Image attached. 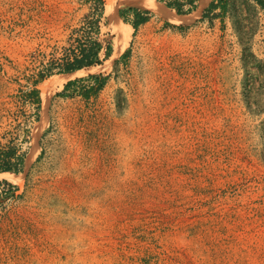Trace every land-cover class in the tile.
Instances as JSON below:
<instances>
[{"label":"rangeland","instance_id":"1","mask_svg":"<svg viewBox=\"0 0 264 264\" xmlns=\"http://www.w3.org/2000/svg\"><path fill=\"white\" fill-rule=\"evenodd\" d=\"M103 1L0 0V150L23 154L0 172V264H264L262 10ZM99 17L110 55L35 86Z\"/></svg>","mask_w":264,"mask_h":264},{"label":"trees","instance_id":"2","mask_svg":"<svg viewBox=\"0 0 264 264\" xmlns=\"http://www.w3.org/2000/svg\"><path fill=\"white\" fill-rule=\"evenodd\" d=\"M163 1L168 7L174 9L179 14H187L193 12L198 6V0H160ZM254 1L262 10L264 14V0H252ZM100 3V12L103 13V0H98ZM229 0H212L208 7L205 9L204 17L208 16L209 13L215 11L217 8H221V13H226L229 5ZM132 13V18L129 23L134 27L135 30L138 27L147 22L150 18L148 10H140L135 7H129L121 10V15L127 12ZM219 16L221 14H214ZM100 17L96 18L93 22H87L83 25V32L78 36L71 38L73 42L70 43L68 47L64 49L61 57L56 58L52 63L49 64L45 69L38 73V78L35 80V86L42 81L45 77L54 73L55 68L59 72H71L83 67L101 63L103 58H107L111 53V45H107L104 48L102 41L99 39L100 33ZM88 24V25H87ZM86 28L93 31H86ZM93 33V34H91ZM105 49V50H104ZM128 50L124 52L126 55ZM104 53V57H102ZM90 86L88 90H93L94 92L101 89L108 75L106 74H91L89 76ZM77 80H71L66 85L65 88L70 87ZM30 94L33 96V100L39 106L41 103L40 90L35 87L31 89ZM23 162V154L18 153L16 147L12 146L8 149L0 150V172L10 171L19 172L21 169V164Z\"/></svg>","mask_w":264,"mask_h":264},{"label":"bare ground","instance_id":"3","mask_svg":"<svg viewBox=\"0 0 264 264\" xmlns=\"http://www.w3.org/2000/svg\"><path fill=\"white\" fill-rule=\"evenodd\" d=\"M108 7H109V10L112 9V11H110V12H113L112 2H111V4L108 5ZM177 16L183 17L181 15H177ZM113 24H114V32L116 34V37L114 39V44H113L114 45V52L118 53L122 49V47H123V45L125 43V40H127V38L129 37L130 30L125 28L119 22H115ZM103 66L104 65H100V66H98V68H102ZM56 82H58V79L47 81V82L43 83L42 87L45 90L49 89L50 87L54 86Z\"/></svg>","mask_w":264,"mask_h":264},{"label":"water","instance_id":"4","mask_svg":"<svg viewBox=\"0 0 264 264\" xmlns=\"http://www.w3.org/2000/svg\"><path fill=\"white\" fill-rule=\"evenodd\" d=\"M158 9H160V11H163V12L167 13V10L165 9V7L159 6ZM177 14H178V13H177ZM181 16H184V17H183V21H190V20H191V18L186 17L187 14H183V15H181Z\"/></svg>","mask_w":264,"mask_h":264}]
</instances>
